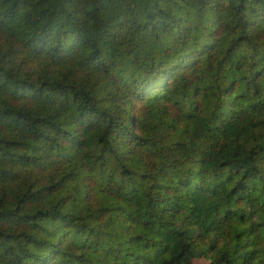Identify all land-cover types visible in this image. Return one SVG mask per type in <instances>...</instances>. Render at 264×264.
<instances>
[{"label":"trees","instance_id":"trees-1","mask_svg":"<svg viewBox=\"0 0 264 264\" xmlns=\"http://www.w3.org/2000/svg\"><path fill=\"white\" fill-rule=\"evenodd\" d=\"M17 3L28 0H0V21L19 18ZM53 7L77 31L95 20L108 41L101 91L110 107L96 112L105 118L103 147L85 155L86 141L60 143L54 125L33 119L42 99L25 97V81L3 75L11 61L0 62V264H193L203 252L211 264H264V0H57ZM193 52L205 54L190 61L192 73L207 64L208 93L218 94L197 137L208 143L192 151L178 141L153 179L151 149L162 130H178L175 107L137 106L126 122L112 117L140 78ZM133 119L128 144L123 133Z\"/></svg>","mask_w":264,"mask_h":264},{"label":"clouds","instance_id":"clouds-1","mask_svg":"<svg viewBox=\"0 0 264 264\" xmlns=\"http://www.w3.org/2000/svg\"><path fill=\"white\" fill-rule=\"evenodd\" d=\"M56 3L57 0H43V3L42 0H28L27 6L16 4L19 18L14 16L9 20L0 21V62L9 65L11 61L3 75L7 77L9 71H13L14 79L24 80L25 83L19 91L25 97L42 99L39 109L33 112V119L54 125L55 135L64 145H79L86 141L84 154L87 155L89 152H97L98 146L103 147L99 145L103 128L98 125L105 118L98 117L96 112L97 106L101 110L110 107L101 91L108 84V78L101 71L107 70V64L103 61L105 44L108 41L95 20L77 31L59 15H54L53 6ZM120 27L124 28V25L121 24ZM258 43L264 48V38H260ZM122 51H127L128 56H134L136 49L125 44ZM208 51L214 49H205V52ZM205 52H193L154 68L146 77L140 78L133 93L121 98L119 111L112 117L113 120L121 118L126 122L127 116L134 114L137 106H143L146 112L158 110L165 104L170 108L175 107L173 115L179 125L178 130L170 136L162 130L161 141L151 149L156 154L148 168L153 179L159 177L161 162L173 159L172 154L176 152V148L172 146L178 141L187 143L192 151L208 143L205 139L197 137L207 126L210 105L213 103L212 96L218 94L208 93L210 78L204 81V68H207V64L201 72L193 74L191 68L194 65L190 63L193 60L199 63L197 58ZM116 83L119 84L120 81L117 80ZM0 103H3V97H0ZM189 109L191 116L188 114ZM168 123L171 124L172 121L169 120ZM136 127L137 121L133 119L123 133L128 137V144L134 143L133 129ZM137 134L150 137L147 133ZM27 142L34 143L30 138ZM112 147L120 151L119 142ZM144 147L141 142L137 151ZM123 158L121 156V159ZM127 166L139 171L144 170L142 164ZM71 170L72 167H69L66 171ZM30 182V178L22 181ZM3 188L4 185L0 184V193ZM43 195L41 192L38 196L30 197L25 200V205L32 200L41 199ZM120 206L130 211L136 208L135 204ZM246 207L247 205H241L242 209ZM24 212L25 208L22 207L21 213ZM241 230L237 227V231Z\"/></svg>","mask_w":264,"mask_h":264},{"label":"rangeland","instance_id":"rangeland-1","mask_svg":"<svg viewBox=\"0 0 264 264\" xmlns=\"http://www.w3.org/2000/svg\"><path fill=\"white\" fill-rule=\"evenodd\" d=\"M213 261V257L210 253L203 252L200 253L199 256H196L193 259V264H211Z\"/></svg>","mask_w":264,"mask_h":264}]
</instances>
